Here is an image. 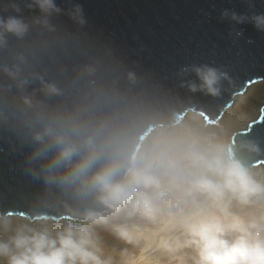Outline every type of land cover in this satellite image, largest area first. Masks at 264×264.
Wrapping results in <instances>:
<instances>
[{
  "label": "clouds",
  "instance_id": "1",
  "mask_svg": "<svg viewBox=\"0 0 264 264\" xmlns=\"http://www.w3.org/2000/svg\"><path fill=\"white\" fill-rule=\"evenodd\" d=\"M66 3L0 0V138L42 184L26 213L0 209V264H264V142L195 98L228 72L154 79ZM220 19L264 32V13Z\"/></svg>",
  "mask_w": 264,
  "mask_h": 264
},
{
  "label": "water",
  "instance_id": "2",
  "mask_svg": "<svg viewBox=\"0 0 264 264\" xmlns=\"http://www.w3.org/2000/svg\"><path fill=\"white\" fill-rule=\"evenodd\" d=\"M252 2L250 9L248 0H73L83 6L98 47L110 49L129 66L139 65L154 79L175 82L178 69L190 64L227 71L232 83L225 82L227 91L221 98L195 94L200 103L215 105L220 110L218 117L240 94L264 81V32L251 22L220 19L224 9L249 16L264 13V0ZM57 4L68 7L66 0H57ZM24 14L35 13L25 10ZM58 19L71 24L65 15ZM233 28L242 32L239 38L229 36ZM242 132L264 142V103ZM27 151L14 150L0 138V209L26 213L42 191V184L23 171Z\"/></svg>",
  "mask_w": 264,
  "mask_h": 264
},
{
  "label": "bare ground",
  "instance_id": "3",
  "mask_svg": "<svg viewBox=\"0 0 264 264\" xmlns=\"http://www.w3.org/2000/svg\"><path fill=\"white\" fill-rule=\"evenodd\" d=\"M263 100H264V81H261L252 85L251 87L248 88L247 91L240 94L237 97L235 104L229 109H227L223 114H220L221 116L219 115L218 118L223 117L225 113H231L236 119L245 121L247 115L255 107L256 110L254 111V114L257 111L259 113V110L261 108L260 106Z\"/></svg>",
  "mask_w": 264,
  "mask_h": 264
},
{
  "label": "rangeland",
  "instance_id": "4",
  "mask_svg": "<svg viewBox=\"0 0 264 264\" xmlns=\"http://www.w3.org/2000/svg\"><path fill=\"white\" fill-rule=\"evenodd\" d=\"M264 103V100L262 101V104ZM261 104V106H262ZM260 106V107H261ZM256 110V107L247 115L246 120L244 121L246 123V125H248L250 122H252L257 116H258V111L254 114V111ZM245 129V128H244ZM242 129V130H244Z\"/></svg>",
  "mask_w": 264,
  "mask_h": 264
}]
</instances>
